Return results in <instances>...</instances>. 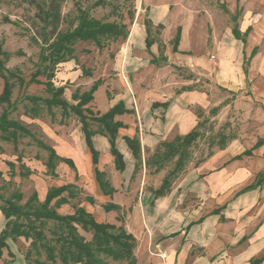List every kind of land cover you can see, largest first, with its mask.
Instances as JSON below:
<instances>
[{
  "label": "crops",
  "instance_id": "1",
  "mask_svg": "<svg viewBox=\"0 0 264 264\" xmlns=\"http://www.w3.org/2000/svg\"><path fill=\"white\" fill-rule=\"evenodd\" d=\"M173 1L144 0L148 11L145 19L154 26L150 32L154 41L149 49L145 45L144 19L138 20L142 16L135 11L132 20L127 18L128 34L118 45L111 72L95 78L91 73L82 75L70 59L61 62L55 71L53 78L59 81L52 79L55 86H64V91L66 81L85 80L90 88L98 80L89 106L95 116L119 102L123 104L127 112L114 116V120L122 124L117 129L115 147L122 155L123 169H116L109 141L97 131L96 123L90 125L95 130L91 142L98 153L96 164L79 119L73 124L63 122L56 131L41 126L48 145L58 156L71 160L74 168L60 161L55 175L51 176L44 173L47 168L40 162L35 190L39 201H43L52 186H76L81 198H68L56 211L62 215L72 214L73 203L79 201V206L97 222L123 225L136 239L133 251L137 264H249L264 255V182L240 192L264 171V143L253 148L257 140L264 137V0H259L257 8L245 9L234 24L241 33L248 31L245 44L233 36L230 24H220L216 19L215 23L208 21L207 15L213 10L204 7L202 16L209 23L201 20L202 17H199L201 22L189 18L180 23L179 44L174 52L171 39L176 29L171 28L170 6L178 0ZM227 9L229 13L234 11L230 4ZM158 24L163 25L159 30L155 28ZM152 58H155L154 63ZM179 67L187 69L192 77L182 79L174 71ZM200 80L207 82L204 86L210 82L220 91L231 92L232 100L224 105V95L219 99V93L214 95L215 100H219L211 103L213 97L206 90L189 86ZM76 91L71 92V99ZM243 92L249 93L243 96ZM243 99H248L247 103ZM72 101V104L77 102ZM241 101L247 108H239ZM254 103L257 105L252 107ZM220 104L217 116L243 111L251 120L249 129L234 135L225 147L212 148L211 154H205L201 161L189 163L177 177L176 186L170 185L165 195L155 197L153 190L161 181L147 185L153 164L146 165V160L159 143L182 137L196 126L199 118L194 107L206 112L209 107ZM134 136L140 143V160L133 157L125 141V137ZM245 150L250 153H243ZM25 165L35 166L28 160ZM95 166L109 178L115 190L112 195L101 191L95 179ZM86 197H92L94 202ZM191 197L194 199L188 200ZM105 204L117 205L120 210L106 211ZM5 222L0 212V232ZM5 243L7 248L2 249L0 264H26L29 242L23 237L16 240L8 237ZM258 264H264V258Z\"/></svg>",
  "mask_w": 264,
  "mask_h": 264
},
{
  "label": "trees",
  "instance_id": "2",
  "mask_svg": "<svg viewBox=\"0 0 264 264\" xmlns=\"http://www.w3.org/2000/svg\"><path fill=\"white\" fill-rule=\"evenodd\" d=\"M28 3L34 5L39 13V19L44 23V29L40 34L41 39L48 44L49 48V66H46L42 71H34L28 84L37 83L43 84L48 97H40L37 95H28L27 100L32 102L35 106L38 102H42L48 109L51 107H60L64 113H74L81 123V128L84 133L86 145L88 146L92 161L97 163L98 153L93 148L91 136L95 133L90 125L96 123L97 131L106 136L110 144V152L114 156L115 167L119 171L123 169L122 155L115 147V137L117 129L122 125L120 122L114 120L116 114L127 112L122 103H117L111 107L107 112L95 116L89 109L88 104L93 100V92L96 90L99 81H95L88 90L72 94V99L76 100L75 104L69 103L63 98L64 86H55L52 79L54 77V67L66 60L73 59L74 48L73 45L77 41H91L97 48L103 49L106 41H123L128 34V26L124 21V12L119 11L120 5L125 7V16L132 20L135 15V6L133 0H115L117 4H111L112 10L118 12V21H102L100 19L89 16L86 12L80 11L78 23L76 26L65 32L60 31L61 23V5L65 0H43L42 3L38 0H27ZM110 3L108 0H95L94 5H105ZM122 3V4H121ZM117 14V15H118ZM143 25L146 30L145 45L149 49L153 43L150 37L151 29L154 27L150 20L144 19ZM163 27L162 24L155 26L157 30ZM181 27L176 28L175 34L171 39L172 51H177L179 44ZM248 31L241 33L237 25H233L232 34L235 38L246 43V36ZM7 54L1 50L0 56ZM165 60V59H163ZM155 62V58L151 59ZM51 67V68H50ZM51 69V70H50ZM82 75H90L91 71L87 68H80ZM6 73L11 75V72L4 68L3 61L0 60V77L5 80L0 93V103H9L12 93V84L8 83ZM39 76H43L44 80H38ZM20 83H24L21 79ZM167 104H165L166 106ZM30 108L32 114L37 115L36 108ZM10 111V110H9ZM86 111L89 115L85 114ZM9 113L4 110L0 116V137L4 141L17 143L20 136L24 137L31 135L28 127L21 122L9 118ZM217 113V108H212L210 114ZM31 114V115H32ZM200 122L184 136H175L171 142H161L155 148L151 158L146 160L148 164H159L163 161L177 156V169L182 168V161L189 156V147L200 136L198 130ZM125 141L131 150L133 157L140 160V143L136 136L125 137ZM219 145L216 147L223 148L226 146V141L223 136L219 139ZM39 146L47 150L48 155L44 161L47 170L46 173L51 176L55 175V167L58 162L63 161L74 168L71 160L62 158L57 155L52 146L47 143L39 141ZM264 143V137L259 138L254 144L253 148L258 147ZM212 149V148H211ZM206 154L210 155L212 150ZM148 151V150H146ZM243 153L249 154L250 150H245ZM204 157V156H203ZM203 157L198 161H201ZM239 156H235L238 158ZM21 161V160H19ZM195 162V163H196ZM21 167H26L22 162ZM13 162H9V166L13 167ZM27 171H29L27 169ZM29 173V172H28ZM95 179L101 191L106 195H112L115 191L110 184L105 172L100 171L95 166ZM171 173L165 175L161 181V185L153 190L155 197L163 196L169 190L171 185ZM264 182V171L259 172L252 183L243 187L240 192L255 188ZM66 192V196L63 193ZM79 190L72 184H64L61 186L50 187L43 201H39L37 193L34 191L24 204H19L22 199V193L16 192L12 194V199L6 201L7 206L1 209V212L6 219L4 228L0 232V256L2 249L7 248L5 240L10 237L16 240L18 237H23L29 242L25 251L26 264H137L134 247L136 239L132 234L128 233L123 225H116L107 222H97L93 215L87 212L78 203H73V213L62 215L56 211V208L61 204L68 202V198H78ZM91 203L94 202L92 197H86ZM79 200V198H78ZM103 208L106 211H119L117 205L105 204ZM120 219V218H118ZM53 222L52 229L46 230V225ZM87 233V237L83 232ZM7 255L12 258L13 255L7 250ZM255 258L249 264H258L262 259ZM8 264V263H5Z\"/></svg>",
  "mask_w": 264,
  "mask_h": 264
},
{
  "label": "rangeland",
  "instance_id": "3",
  "mask_svg": "<svg viewBox=\"0 0 264 264\" xmlns=\"http://www.w3.org/2000/svg\"><path fill=\"white\" fill-rule=\"evenodd\" d=\"M110 3L105 5H94L95 0H65L61 5V23L60 31L65 32L73 29L78 23L79 12L83 10L89 16L100 19L102 21H118L119 14L112 10L111 4H117L115 0H108ZM171 3V0H167ZM174 0L173 2H176ZM42 3L43 0H38ZM259 0H225L219 2V0H178L176 4L171 5V28L174 29L180 23H184L186 19L196 18L194 20L200 21L206 20L204 7L209 11L211 9V15L209 12L208 21L215 23V19L220 24H230L231 27L237 23L243 15L244 10L249 8H257ZM122 4V3H121ZM231 5L233 13H229L227 5ZM119 11L124 12V21L127 23V17L125 16V7L120 5ZM133 6H135L136 15L141 14L138 20L141 21L147 17V7H145L144 0H133ZM237 7V8H236ZM218 8V10H216ZM214 13V14H213ZM216 14H223V16L216 17ZM118 14V15H117ZM210 16V17H209ZM206 20V21H207ZM207 21V22H208ZM201 22V21H200ZM209 23V22H208ZM182 25V24H181ZM44 29V23L39 19V13L37 8L28 3L27 0H0V47L6 56H0V60L3 61L4 68H7L11 72V75L6 73V79L8 83L12 84V93L10 97V104L0 103V116L4 110L9 113V118L17 120L22 124L26 125L31 132V135L20 136L16 144L9 141H4L0 137V212L1 209L7 206L6 201L12 199V194L16 192L22 193V199L19 204H24L30 195L36 190V180L38 168L41 167V163L47 158L48 152L39 146V141L47 143L43 128L50 127L56 131L60 130V126L63 122H70L73 124L77 123L78 117L74 113H64L60 107H51L48 109L42 102H38L36 106L27 100L28 95H38L42 98L48 97V93L45 91V87L41 84L33 83L29 86L27 81L31 74L36 71H42L46 66H49L50 51L48 48L49 43H45L40 34ZM120 41H106L103 49L96 47L91 41H77L74 45L73 59L71 62L75 63L80 69L81 67L87 68L93 74L92 77L101 76V74L111 72L112 60L115 57V52L118 49ZM60 64V63H59ZM57 64L54 67L55 71L60 68ZM51 68V67H50ZM176 71L182 79H189L192 77L191 73L184 67H179ZM51 70V69H50ZM81 72V69H80ZM165 72L161 75L164 77ZM147 75H152L147 73ZM85 77V76H82ZM157 77V76H156ZM21 79L24 83H20ZM38 80H44L43 76H39ZM55 82L59 80L53 78ZM85 80L80 82L70 83L65 82V91L62 95L66 99L70 97L71 92L75 89L78 91L87 90L89 87L84 83ZM5 80L0 77V93L4 85ZM173 81H171V85ZM207 82L199 81L197 83H190V87L197 89H204L208 92L210 97H213V102L218 101L222 95H224L223 104L225 105L229 100H232L233 95L226 93L223 90H219V87L215 84L210 83L204 86ZM79 84V85H76ZM200 86H204L200 88ZM207 88V89H206ZM247 91L249 89H246ZM219 99L215 100L214 95L219 94ZM249 92H243V96ZM68 100V99H67ZM248 99H243V101ZM240 104L239 108H247L245 105ZM69 103H73L71 97L68 100ZM257 104H253L252 107ZM35 106L37 115L32 114L30 108ZM88 106H91L89 103ZM219 106L213 105L209 107L206 112L199 107H194L198 115V130L200 136L195 140L194 143L189 147V156L185 157L182 161V168L177 169L176 160L177 156L172 157L166 161H163L161 165L153 164L151 167V177L148 179V184L153 186L159 184L165 175L171 173V186H176L177 177L190 165L197 160L201 159L207 154L211 148H215L219 145V139L223 136L224 140L229 141L237 133H242L241 130H247L250 127L251 120L247 117L243 111L240 113L232 114H210L212 108ZM250 108V107H248ZM10 110V111H9ZM32 114V115H31ZM234 117V119H232ZM58 124V125H57ZM48 129V130H49ZM21 160V161H19ZM27 160L35 165H25ZM9 162H13V167L9 166ZM26 167H21V163ZM192 162V163H191ZM31 167L33 170H31ZM158 167L157 169H155ZM27 169L29 171H27ZM29 172V173H28ZM46 174V171L44 172ZM193 195V193H192ZM187 197L190 193H187ZM81 198V195L78 196ZM77 198V199H78ZM194 199L193 197L189 198ZM76 202V200H75ZM184 206V203L181 204ZM2 213V212H1ZM121 215V213H119ZM125 215V211H124ZM55 225V223H54ZM53 222L46 225V230L53 228ZM83 232L87 237V233ZM118 264V263H112Z\"/></svg>",
  "mask_w": 264,
  "mask_h": 264
}]
</instances>
